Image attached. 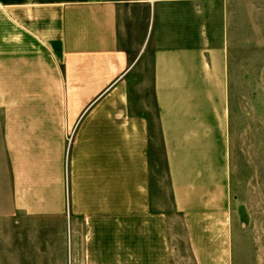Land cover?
<instances>
[{"label": "crops", "instance_id": "1", "mask_svg": "<svg viewBox=\"0 0 264 264\" xmlns=\"http://www.w3.org/2000/svg\"><path fill=\"white\" fill-rule=\"evenodd\" d=\"M243 2L0 0V212L29 262L254 264L232 188L238 87L258 83Z\"/></svg>", "mask_w": 264, "mask_h": 264}, {"label": "rangeland", "instance_id": "2", "mask_svg": "<svg viewBox=\"0 0 264 264\" xmlns=\"http://www.w3.org/2000/svg\"><path fill=\"white\" fill-rule=\"evenodd\" d=\"M238 14V45L243 49L244 64L254 68L255 82L258 83L238 87L242 95V115L238 119L239 129L233 142V208L246 222L242 228L243 235L254 243L260 239V251L257 244L253 247L254 264H258L260 256L261 260L264 259V0H244L242 5H238ZM152 143L155 189L161 190L167 202L171 191L158 133H154ZM4 169L0 118L1 208L8 200L5 196L8 179ZM17 232L12 230V222L0 212V264H41L29 262L32 255L27 253V246L18 244ZM179 245L183 254H189L183 239ZM189 264L194 263L190 260Z\"/></svg>", "mask_w": 264, "mask_h": 264}]
</instances>
